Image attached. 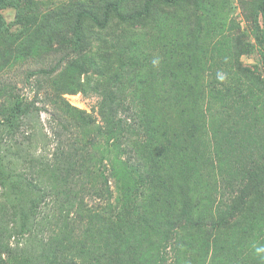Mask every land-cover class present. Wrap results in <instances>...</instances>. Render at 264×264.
Wrapping results in <instances>:
<instances>
[{
  "label": "rangeland",
  "instance_id": "1",
  "mask_svg": "<svg viewBox=\"0 0 264 264\" xmlns=\"http://www.w3.org/2000/svg\"><path fill=\"white\" fill-rule=\"evenodd\" d=\"M18 1L25 15L36 17L71 0ZM143 1L129 0V3L141 5ZM263 3L264 0H183L177 7L157 8L155 25H115L109 30V35H105L111 44L116 45V48L108 51L116 50L120 53L119 63L121 60L135 62V67L126 79L130 88L128 98L137 101L141 108L145 106L150 113L147 118L144 115L145 119L141 122L144 129L137 131L141 137L140 154L147 155L151 151L149 143L156 146L154 151L159 152L163 143L170 150L173 149V153L165 154L164 158L162 154L154 156L161 158L157 162L152 159L154 181L149 186L152 191L150 198H158V202L154 203L155 212L164 213L169 218L173 216L170 223L172 226L177 219L186 216L187 201L181 188H178L179 184L187 179H204L208 167L209 141L212 136L224 140L228 124L235 122V118L228 121L227 111L209 96L213 86L224 79L242 78L246 92L261 94L262 98L257 99V104L264 111V32L257 31L255 27L259 22V27L264 28L263 16L258 11ZM17 13L18 10L13 7L0 10V47L12 57L5 72L0 75V89L4 85L7 88L15 87V92L34 103L37 111L33 123L22 128L21 133L12 141L15 146L11 150L13 154L5 156L4 161L8 167L9 160H12L11 167L15 168L13 171L4 173L5 153L3 143H0V179L4 176L13 182L15 175L28 172L29 180L38 181L40 176L28 160L34 158L36 163L43 160L48 164L57 162L52 154L56 152L59 143L71 152L64 158L60 154V162L69 158V164H77L79 168L66 173L60 167V171L54 172L53 177H68L74 181L91 180L95 170L101 169L109 178L111 168H103L106 161L98 149L99 137L94 122L98 117L99 99L92 92L86 95L80 90L81 84L86 82L87 64L71 52L68 53L70 55L62 52L51 40L55 31L62 33L67 29L68 22L64 19H41L29 25L19 22ZM154 26L155 31H152L151 27ZM23 41L30 46L26 54L19 47ZM93 44L94 49L101 47L98 41ZM51 69L53 73H42ZM235 74L241 75V78ZM8 113V109L3 111L0 120ZM258 131L264 136V125L258 127ZM52 132L60 138L54 137ZM6 134L7 129L0 127V135ZM258 141L254 146L259 145ZM225 148L229 146L226 144ZM240 151L241 156L246 155V149ZM255 156L259 159L258 153ZM109 180L111 185L115 181L111 177ZM226 182L221 185L220 191L212 195L209 207L217 209V206H224L226 201L232 199L233 194ZM1 185L0 195L3 192ZM214 200L218 202L217 205ZM256 203L254 235L264 231V194ZM24 204L20 205L21 212ZM221 210L226 215L229 212L227 208ZM49 221L43 226L48 228L53 224ZM162 222L165 220L162 219ZM3 223L4 217L0 214V224ZM152 230L132 219L111 228L98 220L87 227H79L77 234L89 245L92 252L90 259L100 253H107L115 264H128L134 247ZM169 230L168 240L172 228ZM239 236L238 233L230 234L228 238L214 236L200 264L255 262L257 258L249 254V245H238ZM163 240L161 250L166 253V260L162 263L161 257L153 258L152 264H174V241H168L166 237ZM13 243L12 246L17 248L16 243ZM31 259V254L30 258L28 255L27 258L17 257L15 264H19V261L30 264Z\"/></svg>",
  "mask_w": 264,
  "mask_h": 264
},
{
  "label": "trees",
  "instance_id": "2",
  "mask_svg": "<svg viewBox=\"0 0 264 264\" xmlns=\"http://www.w3.org/2000/svg\"><path fill=\"white\" fill-rule=\"evenodd\" d=\"M182 1L144 0L139 5L129 3V0H71L56 9L30 17L24 14L18 0H0V10L15 8L18 10L16 18L25 24L33 25L41 19H64L68 22L67 29L62 33L55 31L51 40L62 52L67 55L71 52L87 64L86 82L81 84L80 90L86 95L92 92L99 99L98 117L94 121L99 137L98 149L106 161L103 168L110 167L109 178L115 179L111 185L112 182L101 169L95 170V176L91 180L74 181L68 177H53V173H58L60 167L66 173L79 168L77 164L70 165L69 158L60 162V154L62 158L71 154L64 149L62 143L56 145V152L52 154L57 162L48 164L43 160L36 163L34 158L28 160L40 176L38 181L29 180L28 172L15 175L13 182L2 176L0 214L4 217V223L1 225L2 219L0 264H15L17 257L27 258L28 255L30 258V254L33 257L28 260L30 264H115L107 253H100L90 259L91 249L79 238L77 232L79 227H87L98 220L111 228L131 219L153 230L134 247L128 264H152L153 258L159 257L162 263L165 262L166 253L162 252L161 245L165 237L166 240L169 239L170 228L171 238L168 241L173 240L176 249L174 264H200L207 245L214 236L228 238L234 233L240 235L238 245H249V254L257 258L252 264H264V231L258 235L253 234L254 218L257 219L256 202L264 194V136L258 131V127L264 125V111L257 104V99L262 98L261 94L246 92L241 75L235 74L240 80L224 79L209 92V96L227 111L228 121L235 118V122L228 124L224 140L212 136L209 141L208 167L204 179H187L179 184L178 188H181L187 201L186 216L177 219L172 226L170 223L174 217L169 218L164 213L155 212L154 203L158 202V198L151 199L149 196L154 181L152 159L157 162L161 158L154 156L162 154L164 158L165 154L173 153V149L170 150L163 143L158 152L154 151L156 146L149 143L151 151L147 155L140 154L141 137L137 131L144 129L141 122L150 113L145 106L141 108L137 101L128 98L130 88L126 79L135 67L134 61L127 63L121 60L119 63L120 53L116 50L108 51L116 48V45L111 44L105 35H109V30L115 25H155L157 8L177 7ZM26 5L29 3L26 2ZM258 11L263 16L264 25V3ZM255 27L257 31L264 32V28L259 27V22ZM155 28L156 26L151 27L152 31ZM95 41L101 45L99 49H94ZM19 47L24 54L30 48L25 41ZM11 60L12 57L0 47V75L5 72ZM53 72V69L42 71L46 74ZM6 109L9 113L0 120V127L7 129L5 136L0 135L5 153L4 173L15 169L11 167V159L9 167L4 161L8 153L13 154L11 150L15 146L12 141L21 133L22 128L33 123L37 111L34 103L15 92V87L7 88L4 85L0 89V114ZM52 133L54 137L60 138L57 133ZM257 139L259 145L256 147L254 143ZM226 144L229 148H225ZM239 148L246 149L245 156H241ZM256 153L259 154V159L256 158ZM44 176H47L46 179ZM225 182L233 194L232 199L226 201L224 206H217V209L209 207L212 195L220 191ZM215 200L213 202L217 205ZM96 201L98 202L95 203ZM21 204L26 208L23 212ZM223 208L229 209L227 215L221 210ZM48 220L53 224L46 228L43 225ZM13 241L17 248L12 246ZM19 264H22L21 261Z\"/></svg>",
  "mask_w": 264,
  "mask_h": 264
}]
</instances>
